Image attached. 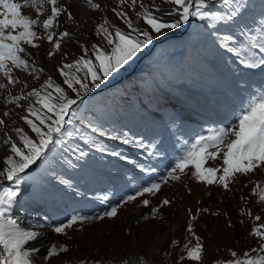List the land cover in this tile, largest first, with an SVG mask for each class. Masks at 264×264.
Instances as JSON below:
<instances>
[{
    "label": "rangeland",
    "instance_id": "1",
    "mask_svg": "<svg viewBox=\"0 0 264 264\" xmlns=\"http://www.w3.org/2000/svg\"><path fill=\"white\" fill-rule=\"evenodd\" d=\"M95 2L101 3V11L89 9L83 0H60V5L72 12L74 20L67 21L66 17L61 16L55 31L57 34L68 31L71 39H66L62 43V52H57L51 58L48 52L52 50V45L46 39L34 41L41 46L27 48L24 58L42 71L29 75L13 69L19 83L8 86L7 92L0 90V119L5 120V126L0 127V171L3 170L4 159L10 154L8 146L3 143L5 133L21 147L14 129L22 128L30 138H35L21 119L27 115L26 109L34 104V98L22 100L21 107H16L6 106L4 97L9 93L26 95L32 89L41 90L47 79L51 78L54 83L64 87L71 98H76L75 93L63 83L59 69L82 55L81 44L90 48L93 43H103L95 35L94 29L105 18L113 26L128 31L111 11L117 0ZM152 2L144 0L149 6ZM252 2L258 4L259 0ZM154 3L162 10L154 13L161 20L171 22L177 18V14H169L172 5L165 4L163 0H154ZM123 10L129 12L135 26L146 28L142 21L135 19V12L131 8L125 6ZM136 10H140L139 6ZM25 14L35 17L34 10H27ZM49 14L45 11L40 19ZM190 22L184 38L173 36L169 41H154L153 45L138 54L140 59L148 53L144 62L150 69L149 73L143 71L133 77H125L114 88L106 89L107 92L98 93L96 98H84L74 106L77 110L75 123L86 134L93 135L84 126L91 120L109 135L123 139L124 133H127L128 139L141 140L143 148L134 144L125 145L107 136L96 137L97 142L105 144L110 151L120 152L141 167L153 171L142 172L118 157L97 153L82 141H74L89 152L83 168L69 169L59 163L54 155L46 164L37 162L34 172L23 175L14 216L25 230L43 234L33 242L34 246L41 248V253L37 255L44 254L45 248L52 244L68 249L46 264H177L180 257L185 255L184 244L194 246L196 243L194 236L186 231L189 223L193 225L195 235L201 238L204 248L202 264H228L233 259V251L240 255L258 246L259 241L250 232L254 226L264 224V204L259 203L251 193L255 184L264 187V169L247 177L238 175L230 185L229 192H225L222 186L197 182L191 176L194 171L191 168L179 180L168 179L164 183L175 160L200 136H208L215 131L212 124L218 126L219 122L215 120L217 124L214 123L212 118L223 121L219 124L221 128H229L236 123V116L242 109L264 92V72L235 71L242 69L240 58L219 49L208 35L209 30L204 22L195 19ZM183 26L169 33V36L181 31ZM37 32L44 35L39 28ZM135 59L99 88L129 72ZM65 71L83 76V72H75L74 69ZM154 79L159 84H155ZM0 83H6L2 74ZM99 88H92L89 82L87 96ZM172 93H177L181 101L175 103L171 98ZM5 111L9 116H4ZM149 151L159 155L149 156ZM205 166L221 167L222 160H209ZM53 176L70 181L71 187L58 184ZM153 182L162 184L156 195L145 194L125 203L128 195H134L140 187ZM3 183L4 186H11L7 181ZM105 192L108 194L105 195ZM102 196H107V199H98ZM144 199L149 200L147 207L143 206ZM165 199L170 203L161 207ZM111 207L118 209L112 219L77 222L66 230V235L51 232V227L67 223L74 215L98 218L110 211ZM153 208L160 209L155 218L152 217ZM189 210L197 216L196 220L191 219ZM242 210H250L253 217L259 215L261 220L256 222L253 218L242 216ZM213 212L220 215H212ZM242 220L244 223H241ZM229 221L233 227L228 226ZM153 242H160L156 250L152 249ZM181 264L195 262L184 260Z\"/></svg>",
    "mask_w": 264,
    "mask_h": 264
},
{
    "label": "snow or ice",
    "instance_id": "2",
    "mask_svg": "<svg viewBox=\"0 0 264 264\" xmlns=\"http://www.w3.org/2000/svg\"><path fill=\"white\" fill-rule=\"evenodd\" d=\"M83 2L91 10L97 12L102 10L101 3L95 0H83ZM163 2L173 6L169 14H177L174 21L161 20L154 14L162 11L155 5L154 0L151 6L145 4L144 0H117L116 6L111 11L128 31L113 26L109 19L105 18L94 29L95 35L103 43H93L90 48L81 44L82 55L73 63L64 64L59 69L63 83L67 89L75 93L76 98H71L65 88L54 83L51 78L47 79L41 90L32 89L26 95L9 93L4 97L6 106L16 107H21L20 101L34 98V104L26 109L27 115L22 116L21 119L35 134V138H30L22 128L14 129L22 144L21 147L13 142L7 133L4 134L3 143L8 146L10 154L4 159L3 170L0 171L2 178L0 180V264H38V262L46 264L51 258L68 251L65 246L57 248L52 244L45 248L44 254L38 256L41 248L34 246L33 242L39 240L43 234L25 230L14 216L17 198L21 195V184L24 179L22 174L33 165H37V162L46 164L56 155L59 163L69 169L83 168L89 152L81 149L78 143H74V141H82L97 153L118 157L135 168H140L142 172L153 171L141 167L120 152L110 151L105 144L97 142L96 137L107 136L108 139L120 140L125 145L134 144L138 148H143L141 140H130L127 138V133H124L123 139L120 136L109 135L91 120L84 125L93 134L88 135L75 123L77 110L74 106L83 100L84 95H87L90 90L89 82L92 88H99L102 83L137 58L139 53L153 45L154 41L168 39L169 33H174V30L180 29L182 25L189 24L192 19L206 24L208 35L213 38L214 44L219 49L240 58L242 69L235 71L264 72V0H259L258 4H254L252 0H163ZM125 6L135 12V19L142 21L146 28L135 26L129 12L123 10ZM137 6L139 11L136 10ZM27 10H34L35 17L25 14ZM45 11L50 14L41 20ZM61 16L66 17L67 21L74 20L72 12L68 7L61 6L60 0H0V74L6 79V83H0V90L7 92L8 86L19 83L13 74V69H19L29 75L42 71L24 58L27 55V48L41 46L34 41L46 39L52 45V50L48 52L49 58L57 52H62V43L66 39H71V36L68 31L56 33ZM38 28L44 35H38ZM66 69L83 72V76L65 71ZM48 89L51 91H47ZM4 116H9V113L5 111ZM4 126L5 120L0 119V127ZM152 148L155 149V145ZM154 154L159 155L154 151L148 152L149 156ZM218 158L222 160L221 167L205 166L209 160L216 161ZM189 168L194 169L191 176L197 182L222 186L225 192L231 191L230 185L238 175L247 177L257 170L264 169V92L242 109L236 116V123L231 127L220 128L208 136H200L196 139L183 155L175 160L164 183H167L168 179L179 180L181 175L187 174ZM218 173L220 174L217 175ZM53 179L60 185L71 187L68 180L59 176H53ZM4 181L11 186H4ZM161 187L162 184L159 182L142 186L134 195H128L125 203L133 202L145 194L154 196ZM251 195L257 197L259 203L264 204V187L260 184H255ZM98 199L106 200L107 197L102 196ZM241 199L245 198L241 197ZM142 203L147 207L149 200L144 199ZM169 203L170 201L165 199L161 207ZM117 211V207H111L110 211L104 212L98 218L74 215L67 223L51 227V232L66 235V230L77 222L112 219L117 215ZM159 211V208H153L152 217L155 218ZM202 211L208 210L202 209ZM189 215L192 220H196L197 216L192 215L191 210ZM212 215L218 216L220 213L213 212ZM241 215L253 218L256 222L261 220L259 215L253 217L250 210H242ZM241 223L244 221L242 220ZM228 226L234 225L229 221ZM186 231L194 236L196 243L194 246L184 244L185 255L180 257L177 264H181L184 260L202 264L204 248L201 238L195 235L191 223L188 224ZM250 235L259 241L258 246L252 248L251 252L246 251L240 255L233 251L231 253L233 259L228 261V264H264V224L254 226Z\"/></svg>",
    "mask_w": 264,
    "mask_h": 264
},
{
    "label": "water",
    "instance_id": "3",
    "mask_svg": "<svg viewBox=\"0 0 264 264\" xmlns=\"http://www.w3.org/2000/svg\"><path fill=\"white\" fill-rule=\"evenodd\" d=\"M189 24H190V22H189ZM189 24H187V25L185 26V28H186ZM185 28H184L183 31H181L182 33L185 31ZM180 35H181L180 33H175V34H172V35H170V36L178 37V36H180ZM161 41H162V40H161ZM147 54H148V53L143 54V56L140 57V59H138L137 61H140V60H141L144 56H146ZM137 61H136V62H137ZM136 62H134L133 66H132V69H131L129 72H127V73H125L124 75H122L119 79H117L116 81H113L112 83L106 84V85L102 86L101 88H99V89H97V90H95V91L89 93L88 96L85 95V96L83 97V99H84V98H87V97H90V96L94 95L95 93L104 92V91H106V89H108V88H112L113 86H115V84L121 82V80H123L125 77L131 76V75L136 71L135 68H136V66H137V64H138V63H136ZM27 171H28V170H27Z\"/></svg>",
    "mask_w": 264,
    "mask_h": 264
},
{
    "label": "bare ground",
    "instance_id": "4",
    "mask_svg": "<svg viewBox=\"0 0 264 264\" xmlns=\"http://www.w3.org/2000/svg\"><path fill=\"white\" fill-rule=\"evenodd\" d=\"M160 42V41H159ZM155 43H158L157 41H155ZM138 60V57L135 59V61L134 62H136ZM134 62H132V64H134ZM140 61H137L136 63H139ZM140 64V63H139ZM139 66V65H138ZM142 67V66H141ZM48 76H50L48 73H46ZM197 191V190H196ZM201 192V191H200ZM199 193V192H198ZM197 194V193H196ZM172 227H175V225H172ZM171 230V229H170ZM169 233V232H168ZM162 238H164V237H162ZM160 244V242L158 243H156V242H153V248L152 249H155L156 250V248L158 247V245ZM143 263H144V261H142Z\"/></svg>",
    "mask_w": 264,
    "mask_h": 264
},
{
    "label": "trees",
    "instance_id": "5",
    "mask_svg": "<svg viewBox=\"0 0 264 264\" xmlns=\"http://www.w3.org/2000/svg\"><path fill=\"white\" fill-rule=\"evenodd\" d=\"M96 97H97V96H96ZM96 97H95V98H96Z\"/></svg>",
    "mask_w": 264,
    "mask_h": 264
}]
</instances>
